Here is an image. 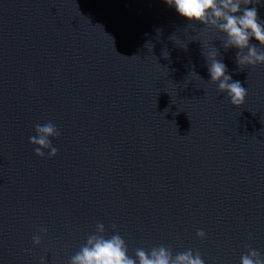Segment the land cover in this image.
Segmentation results:
<instances>
[{"label":"water","instance_id":"1","mask_svg":"<svg viewBox=\"0 0 264 264\" xmlns=\"http://www.w3.org/2000/svg\"><path fill=\"white\" fill-rule=\"evenodd\" d=\"M223 41L164 0H0V264H69L97 223L129 256L264 257V64ZM213 52L242 105L210 80Z\"/></svg>","mask_w":264,"mask_h":264},{"label":"clouds","instance_id":"2","mask_svg":"<svg viewBox=\"0 0 264 264\" xmlns=\"http://www.w3.org/2000/svg\"><path fill=\"white\" fill-rule=\"evenodd\" d=\"M182 17L189 21L213 27L224 35L223 47L237 49L236 62L239 65L255 66L264 64V20L258 15L254 0H164ZM255 39L259 47L252 44ZM210 80L218 83L220 92H224L234 106L244 103L246 89L239 81H232L227 73V66L222 60L215 59V52L209 58ZM36 135L29 138L35 147V154L43 157V150H50L49 156L57 155V148L52 145L51 138L58 137L60 132L56 125L49 122L35 125ZM113 225V229H115ZM44 231V230H42ZM105 226L97 223L96 232L87 237L86 244L71 257L69 264H205L200 254L187 250L173 255L170 248L163 245L152 247L150 251L143 248L135 250L134 256H129L125 240L117 232L105 237ZM196 235L203 239L205 232L198 230ZM33 243H41L40 236L33 237ZM41 264H44L43 260ZM241 264H264V257L255 249H249L241 256Z\"/></svg>","mask_w":264,"mask_h":264}]
</instances>
